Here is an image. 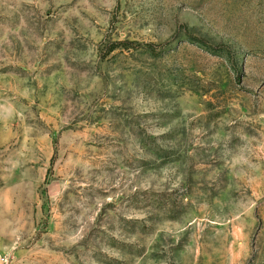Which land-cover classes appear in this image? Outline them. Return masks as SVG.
<instances>
[{
    "label": "rangeland",
    "instance_id": "374dc122",
    "mask_svg": "<svg viewBox=\"0 0 264 264\" xmlns=\"http://www.w3.org/2000/svg\"><path fill=\"white\" fill-rule=\"evenodd\" d=\"M0 264H264V0H0Z\"/></svg>",
    "mask_w": 264,
    "mask_h": 264
}]
</instances>
